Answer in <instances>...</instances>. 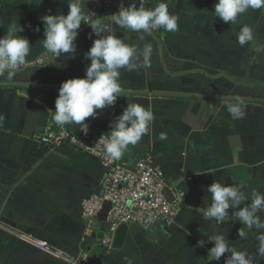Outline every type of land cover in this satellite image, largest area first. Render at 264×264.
I'll use <instances>...</instances> for the list:
<instances>
[{
    "label": "crops",
    "instance_id": "obj_1",
    "mask_svg": "<svg viewBox=\"0 0 264 264\" xmlns=\"http://www.w3.org/2000/svg\"><path fill=\"white\" fill-rule=\"evenodd\" d=\"M159 2L144 4L154 8ZM164 2L178 17L176 31L160 28L141 39L142 33L109 25L138 49L152 45L148 65L141 60L136 70L120 69L124 94L114 106L88 118L87 135L80 125L66 126L90 141L107 133L128 103L151 109L149 134L127 147L123 163L131 165L138 155L149 153L168 184L184 192L174 223L129 225L123 246L109 248L102 244L105 228L90 227L82 213V201L99 191L105 168L68 144L49 147L35 137L46 125L57 126L53 111L58 89L63 81L85 75L90 63L86 53L97 37L82 22L74 58L62 54L59 59L66 66L47 65L40 17L66 15L68 0H0V36L10 25H19L23 31L18 34L30 42L26 61L45 59L44 65L21 68L11 81L6 74L0 77V222L8 228H0V264H67L21 235L45 240L67 255L85 251L89 264H206L214 246L208 236L215 234L224 235L238 250L256 253V237L264 229L249 231L234 216L238 209L230 207L223 223L205 220L203 211L211 202L207 187L214 181L243 184L247 200L241 207L251 203L253 192L264 193V12L249 8L235 23H225L214 14L216 0ZM92 3L82 0L85 14ZM106 17L94 20L111 23ZM245 25L252 29L253 40L241 46L236 34ZM50 91L55 94L51 101ZM235 96L243 101V119H233L227 110L226 98ZM161 134L166 138L161 140ZM167 193L172 196L170 189ZM257 215L264 220V212ZM240 229L247 238L239 237ZM227 256L210 264H225ZM253 264H264V257L257 256Z\"/></svg>",
    "mask_w": 264,
    "mask_h": 264
},
{
    "label": "clouds",
    "instance_id": "obj_2",
    "mask_svg": "<svg viewBox=\"0 0 264 264\" xmlns=\"http://www.w3.org/2000/svg\"><path fill=\"white\" fill-rule=\"evenodd\" d=\"M42 0H40V3ZM132 0L125 7L121 3L118 11L106 17L111 23L101 20H91L82 9V0H68L67 14L43 15L40 20L43 24V47L48 55L47 65L64 67L60 62L62 54L74 58L76 44L82 22L91 27L92 33L97 37L86 53L90 61L83 77L69 78L63 81L58 89L53 111L54 122L61 126L72 124L80 125L79 130L85 135L88 133V118H95L100 111L114 106L117 99L122 97L124 89L119 78L120 69L128 71L136 70L143 65L147 66L152 55V45L147 44L142 49L130 45L124 39L113 33L110 24H115L125 31L151 35L154 30L163 28L165 31H176L178 17L170 13L168 3L161 0L157 5L147 7L142 0ZM249 8H264V0H216L214 14L223 22L235 23L238 17ZM91 20V22H90ZM39 31V28L36 29ZM17 24L10 25L8 32L0 36V77L11 81L21 66H27L26 57L30 52V42L19 35L22 32ZM237 42L244 46L253 40L252 29L245 25L236 34ZM227 110L233 119H243L245 111L243 101L239 96L226 98ZM2 119V118H0ZM154 119L151 109L143 105L131 102L127 104L121 114L110 124V130L102 134L98 140L103 145L106 155L119 160L127 147L137 144L142 137L149 134L150 125ZM166 138L161 134L160 139ZM244 185H226L220 181H214L207 187L211 202L203 211L205 220L223 223L229 216V208L238 209L234 216L239 222L251 231L264 229V220H261L258 212H264V193L253 192L251 203L241 207L247 200L243 189ZM256 237L259 241L256 253L246 250H238L230 245L222 234L208 236L214 241V246L208 250L206 264L211 261H219L222 256L228 254L225 264H253L257 256L264 257V231H258ZM239 237L247 238L243 229L238 232ZM202 246L203 241L199 242Z\"/></svg>",
    "mask_w": 264,
    "mask_h": 264
},
{
    "label": "built area",
    "instance_id": "obj_3",
    "mask_svg": "<svg viewBox=\"0 0 264 264\" xmlns=\"http://www.w3.org/2000/svg\"><path fill=\"white\" fill-rule=\"evenodd\" d=\"M142 2L145 3V0ZM121 3L127 7V0H93L88 16L91 20L99 15L109 17L118 11ZM38 62L43 61L39 59L33 63ZM30 64L32 63H27ZM23 67L25 66H21ZM35 137L49 147L68 144L99 160L105 168L99 191L82 201V213L91 224L104 203L111 202L107 215L108 231L102 239V244L106 247L111 248L115 232L122 223L149 228L159 221L168 224L175 222L185 200L184 192L168 184L163 169L154 163L149 153L139 157L133 170L127 168L121 159L113 160L106 155L103 145L98 142L100 136L89 141L76 135L66 126L48 124L42 132L36 133ZM167 189L172 191L171 198L166 194ZM21 237L37 249L63 259L67 264H87L89 259L85 251H80L77 255H67L45 240L30 235Z\"/></svg>",
    "mask_w": 264,
    "mask_h": 264
},
{
    "label": "water",
    "instance_id": "obj_4",
    "mask_svg": "<svg viewBox=\"0 0 264 264\" xmlns=\"http://www.w3.org/2000/svg\"><path fill=\"white\" fill-rule=\"evenodd\" d=\"M131 2H132V0H127V5L129 3H131ZM137 6H139L138 0H137ZM262 11L264 12V8H262ZM47 98H48V100L51 101V99L55 98V94L52 91H50V92L47 93ZM138 159H139V155L135 158L134 162L131 165H125V166L127 168H129V169H133L134 170ZM167 194H168L169 198H171L170 193H167ZM110 208H111V202L106 201L104 203V205H103V208L100 210V212L98 214L99 215V218L102 219V220H106L107 214H108V211H109ZM2 220L4 222H6V223H9L11 225H14V223L11 220H9V219H7L5 217L2 218ZM128 230H129V225L126 224V223H122L118 227V229L115 232L114 239H113V244H112V247L113 248H120V247L123 246V244L125 242V239H126V236H127V233H128ZM196 233L199 234L198 231H196ZM83 246L85 248H87L86 247V243H83ZM95 248H98V246H96ZM92 253H93V251H92Z\"/></svg>",
    "mask_w": 264,
    "mask_h": 264
},
{
    "label": "rangeland",
    "instance_id": "obj_5",
    "mask_svg": "<svg viewBox=\"0 0 264 264\" xmlns=\"http://www.w3.org/2000/svg\"><path fill=\"white\" fill-rule=\"evenodd\" d=\"M16 12V11H15ZM1 13V12H0ZM5 13H7V11L5 12ZM42 57H40V59H41ZM37 61H39V58L38 59H32V60H30V61H26L27 63H33V62H37ZM42 63H40V62H38V64H45L44 62H45V59L43 60L42 59ZM121 159V161L122 162H124V157H121L120 158ZM95 226H103L104 228H105V230H106V232L108 231V222H103V221H100V220H98V219H96V218H94L93 219V222L91 223V225H90V227H95ZM2 227H5V229H7L8 230V228H7V226H5L2 222H0V228H2ZM13 231V230H12ZM89 262L90 261H88V264H89Z\"/></svg>",
    "mask_w": 264,
    "mask_h": 264
},
{
    "label": "trees",
    "instance_id": "obj_6",
    "mask_svg": "<svg viewBox=\"0 0 264 264\" xmlns=\"http://www.w3.org/2000/svg\"><path fill=\"white\" fill-rule=\"evenodd\" d=\"M104 17H106V15H99L98 17H96V18H104ZM154 35H156L157 34V32L156 31H153L152 32ZM44 90H46L45 88H43Z\"/></svg>",
    "mask_w": 264,
    "mask_h": 264
}]
</instances>
